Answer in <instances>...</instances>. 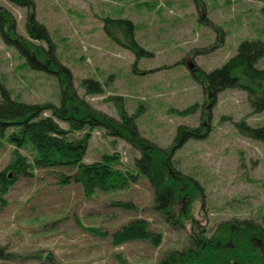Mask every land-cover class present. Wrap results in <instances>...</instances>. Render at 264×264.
Returning a JSON list of instances; mask_svg holds the SVG:
<instances>
[{
  "label": "rangeland",
  "instance_id": "obj_1",
  "mask_svg": "<svg viewBox=\"0 0 264 264\" xmlns=\"http://www.w3.org/2000/svg\"><path fill=\"white\" fill-rule=\"evenodd\" d=\"M32 1L31 14L46 27L55 58L70 70L73 87L90 106L119 120L115 98H120L123 109L134 115L140 135L161 147L172 143L179 125H208L203 138L188 139L173 154L176 167L197 180L202 190L190 203L182 226H172L154 208V190L143 176L124 188L95 190L87 197L79 183L62 184L58 179L75 169L33 168L32 175L17 176L0 195L6 201L1 205L0 199V264H158L167 253L189 247L191 234L203 230L211 235L223 220L262 221L264 141L242 134L236 123L262 126L264 109L255 112L244 90L227 88L218 94L209 119L204 107L209 99L191 69L218 68L241 41L264 40V0ZM0 7L11 14L18 35L48 50L46 41L26 31L30 8L10 0H0ZM105 18L130 20L134 39L146 54L137 55L109 36ZM117 36L124 39L120 31ZM256 66L264 68V57ZM85 79L97 82L95 93L86 92ZM0 80L15 100L60 101L62 87L55 74L29 68L1 35ZM193 105L192 112H183ZM57 122L67 128L64 121ZM14 151L0 138V171ZM18 152L32 164L30 146ZM103 154H117L115 167L134 170L140 151L95 127L83 162L99 161ZM115 202H132L134 207L123 209L112 205ZM182 206H187L186 200ZM134 219L147 221L149 229L160 233L158 245L144 240L112 243L110 235ZM253 242L258 246L261 238Z\"/></svg>",
  "mask_w": 264,
  "mask_h": 264
},
{
  "label": "trees",
  "instance_id": "obj_2",
  "mask_svg": "<svg viewBox=\"0 0 264 264\" xmlns=\"http://www.w3.org/2000/svg\"><path fill=\"white\" fill-rule=\"evenodd\" d=\"M10 1L30 8L26 31L34 39L46 41L48 50L18 35L11 14L0 7V35L3 41L17 49L29 68L55 74L62 88L58 104L27 103L11 98L0 80V138H5L15 149L12 161L0 171L1 197L7 193L17 176H30L33 168L75 169L72 174L58 175V179L62 184L79 183L87 197H91L95 190L108 192L124 188L139 176H143L148 179L154 190V208L161 213L164 221L172 226H182L183 218L190 212V203L202 188L197 180L176 167L173 154L188 139L203 138L209 129L208 125L204 128L202 125H179L172 143L161 147L140 135L134 115H129L123 109L120 98H115L118 100L119 120L96 110L78 96L72 85L70 70L55 58L46 27L31 14L34 2ZM104 21L105 31L116 42L137 55L146 54L134 39L135 26L130 20L105 18ZM206 22L213 25L209 21ZM119 31L124 39L117 36ZM221 33L223 35L222 31ZM263 57L264 40H243L236 53L220 67L210 71L191 69L192 76L201 84L204 95L209 99L208 105L204 106L208 110L209 119L218 94L227 88L237 87L244 90L255 112L264 109V68L256 66L258 60ZM44 60L49 63V67L45 65ZM82 85L87 88V93H95L98 89L94 80L85 79ZM195 107L190 106L183 112H192ZM46 111H49L50 115H44ZM57 120L64 121L67 128L60 126ZM236 125L242 134L264 141V125L252 127L243 120ZM95 127L104 128L108 134L128 140L140 151V156L134 159V170L115 167L117 154H103L99 161L83 162L90 131ZM8 129L11 130L7 132ZM77 132H81V135L75 136ZM26 146H30L34 151L32 164L18 152ZM8 172L11 173L10 176ZM0 199L1 205L5 204L6 201ZM183 200L187 203L185 208L181 207ZM112 205L123 209L134 207L132 202H115ZM110 236L113 244L144 240L158 245L161 241L160 233L149 229L148 222L143 219H134L124 224ZM255 237L261 238L258 246L253 242ZM1 249L3 248H0V251ZM158 264H264V217L261 222L230 218L220 222L211 235H206L203 230L193 233L189 247L167 253Z\"/></svg>",
  "mask_w": 264,
  "mask_h": 264
},
{
  "label": "water",
  "instance_id": "obj_3",
  "mask_svg": "<svg viewBox=\"0 0 264 264\" xmlns=\"http://www.w3.org/2000/svg\"><path fill=\"white\" fill-rule=\"evenodd\" d=\"M188 66H189V68H192L193 67V63H188ZM9 176H10V174H9Z\"/></svg>",
  "mask_w": 264,
  "mask_h": 264
}]
</instances>
